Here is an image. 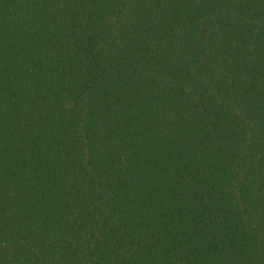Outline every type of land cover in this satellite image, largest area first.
<instances>
[{
  "label": "trees",
  "instance_id": "obj_1",
  "mask_svg": "<svg viewBox=\"0 0 264 264\" xmlns=\"http://www.w3.org/2000/svg\"><path fill=\"white\" fill-rule=\"evenodd\" d=\"M0 264H264V0H0Z\"/></svg>",
  "mask_w": 264,
  "mask_h": 264
}]
</instances>
